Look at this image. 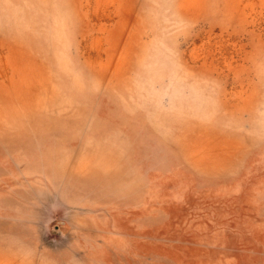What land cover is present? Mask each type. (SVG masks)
Returning <instances> with one entry per match:
<instances>
[{
    "label": "rangeland",
    "instance_id": "obj_1",
    "mask_svg": "<svg viewBox=\"0 0 264 264\" xmlns=\"http://www.w3.org/2000/svg\"><path fill=\"white\" fill-rule=\"evenodd\" d=\"M0 264H264V0H0Z\"/></svg>",
    "mask_w": 264,
    "mask_h": 264
}]
</instances>
